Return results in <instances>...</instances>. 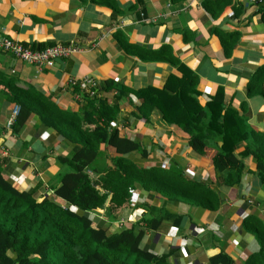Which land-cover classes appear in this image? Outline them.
<instances>
[{"label": "crops", "instance_id": "0c3cea01", "mask_svg": "<svg viewBox=\"0 0 264 264\" xmlns=\"http://www.w3.org/2000/svg\"><path fill=\"white\" fill-rule=\"evenodd\" d=\"M200 2L0 0V38L26 45L59 42L77 47L72 55L42 67L0 50V73L13 77L18 86H30L42 93L58 107L73 111H79L84 101L76 97L80 93L78 85L70 87L68 80L90 76L97 83L110 81L115 88L100 95L118 106L115 123L119 134L144 139L149 161L165 160L168 165L173 159L183 170L190 167L193 177L214 184L209 152L200 156L193 151L187 144V134L164 123L155 109L147 119L134 117L139 100L132 93L146 86L160 88L169 73L176 72L164 59L170 51L196 74L200 105L221 87L225 102L245 114L249 127L264 132V100L245 93L248 78L264 62V25L255 13L256 5L232 0L212 18ZM229 34L236 39L229 55H224ZM221 39L228 40L222 45ZM162 46L168 51L160 59L152 58L160 54L157 52ZM14 106L0 96V167L17 188L31 191L41 200L52 195L60 175L69 170L56 161L68 152V144L33 114L23 129L13 134L6 123L14 117ZM243 144L236 145L237 157ZM239 160L243 167L238 185L214 187L219 198L217 209L200 211L183 203L166 205L164 209L179 216L178 222L165 219L157 230H146V247L157 254L166 253L178 264H210V257L217 253L229 257L232 264H242L247 255L257 252L258 242L243 221L253 217L264 224V186L251 157ZM144 201L160 204L154 194L135 190L124 219L128 222L118 225L115 221L109 227H128L137 222ZM180 239L183 244H179Z\"/></svg>", "mask_w": 264, "mask_h": 264}, {"label": "trees", "instance_id": "16d2710c", "mask_svg": "<svg viewBox=\"0 0 264 264\" xmlns=\"http://www.w3.org/2000/svg\"><path fill=\"white\" fill-rule=\"evenodd\" d=\"M231 1L201 0L200 4L214 18ZM246 1L256 5L255 13L264 25V0ZM228 36L230 43L223 47L224 55H229L236 39L235 35ZM222 39L223 45L228 39ZM165 51L168 49L160 47V54L152 58L160 59ZM164 59L176 72L169 73L160 88L146 86L132 92L139 100L134 117L147 119L155 109L164 123L187 134V144L193 151L200 156L209 152L214 184L186 177L173 159L166 167L159 161H149L144 139L119 134L114 101L80 93L84 103L79 111L62 109L30 86H18L13 77L0 73V96L17 106L10 131L18 134L33 114L43 126L61 135L69 148L64 156L56 158L69 170L60 175L52 195L41 200L31 191L17 188L0 167V264H178L166 253L152 252L144 244L146 230H157L165 219L178 222L179 216L164 209L166 205L183 203L200 211L217 209L219 198L214 187L237 186L243 167L239 158L245 156L251 157L264 186V132L249 127L245 114L225 102L221 87L200 105L196 74L170 51ZM263 81L264 62L248 78L246 95H259L264 100ZM111 87L115 88L104 80L94 90L102 94ZM239 142L244 144L237 157L234 150ZM135 190L154 194L160 204L144 201L137 222L128 227H109L119 218H127ZM243 223L249 226L259 249L247 255L242 264H264V224L253 217L244 218ZM210 264L232 261L217 253L210 257Z\"/></svg>", "mask_w": 264, "mask_h": 264}, {"label": "built area", "instance_id": "2783aa9c", "mask_svg": "<svg viewBox=\"0 0 264 264\" xmlns=\"http://www.w3.org/2000/svg\"><path fill=\"white\" fill-rule=\"evenodd\" d=\"M0 50L10 54L12 57L21 62L32 64L36 67H42L48 65L54 59L65 58L72 55L77 51V47L73 44H63L58 42L52 45L44 46L40 49H34L15 40L0 38ZM96 84V80L90 76H87L79 81L74 78L68 80V85L70 87L78 85L80 93H85L90 97H98L100 95L99 92L94 90ZM80 93L76 95L77 98L80 97ZM16 112L17 106L15 105L14 115ZM12 118L13 117L7 121L6 126L10 125ZM159 164L162 167H166L167 161L159 160ZM184 172L187 173L190 178H193V170L190 167H186ZM123 221L124 219L120 218L119 222L122 223ZM179 244H183V240L180 239Z\"/></svg>", "mask_w": 264, "mask_h": 264}, {"label": "rangeland", "instance_id": "374dc122", "mask_svg": "<svg viewBox=\"0 0 264 264\" xmlns=\"http://www.w3.org/2000/svg\"><path fill=\"white\" fill-rule=\"evenodd\" d=\"M115 125L117 126V128H118V130H119L120 128L118 127V125H117L116 123H115ZM159 165H160V164H159ZM137 203H138V202L136 201V203H134V204H137ZM141 203H142V202H141ZM134 204H133L132 206H135ZM94 215H95V214H94ZM96 216H97V215H96ZM122 219H123V218H122ZM119 220H120V218L117 220L118 223L116 222L118 225H122V224H124L125 222H128V221H125V220H124L122 223H120Z\"/></svg>", "mask_w": 264, "mask_h": 264}]
</instances>
